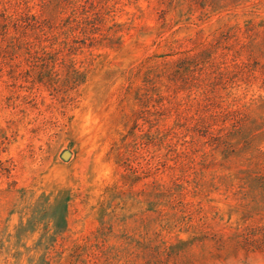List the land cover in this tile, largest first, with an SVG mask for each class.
Here are the masks:
<instances>
[{
	"label": "rangeland",
	"instance_id": "obj_1",
	"mask_svg": "<svg viewBox=\"0 0 264 264\" xmlns=\"http://www.w3.org/2000/svg\"><path fill=\"white\" fill-rule=\"evenodd\" d=\"M0 264H264V0H0Z\"/></svg>",
	"mask_w": 264,
	"mask_h": 264
},
{
	"label": "water",
	"instance_id": "obj_2",
	"mask_svg": "<svg viewBox=\"0 0 264 264\" xmlns=\"http://www.w3.org/2000/svg\"><path fill=\"white\" fill-rule=\"evenodd\" d=\"M70 156H71L70 151H65V152L62 154V158L65 159V160L68 159Z\"/></svg>",
	"mask_w": 264,
	"mask_h": 264
}]
</instances>
